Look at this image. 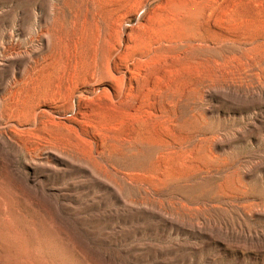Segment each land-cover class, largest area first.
Listing matches in <instances>:
<instances>
[{"label":"rangeland","instance_id":"obj_1","mask_svg":"<svg viewBox=\"0 0 264 264\" xmlns=\"http://www.w3.org/2000/svg\"><path fill=\"white\" fill-rule=\"evenodd\" d=\"M13 1L0 0L8 30L51 38L35 91L59 98L73 128L52 138L75 167L35 158L25 176L0 163V264H264V0ZM101 14L126 29L123 84L80 100ZM87 136L104 161L91 175Z\"/></svg>","mask_w":264,"mask_h":264},{"label":"bare ground","instance_id":"obj_2","mask_svg":"<svg viewBox=\"0 0 264 264\" xmlns=\"http://www.w3.org/2000/svg\"><path fill=\"white\" fill-rule=\"evenodd\" d=\"M85 1L94 11L95 0ZM13 2V0H6L4 6L11 9ZM66 17H69L68 12ZM100 21L103 34L101 40L102 50L96 58V69L86 82L87 87L82 90L80 88L74 90L75 95L79 94L80 100H88L94 93L99 91V89L94 88L95 84L107 81H118L120 85L123 84V78L121 77L124 72L119 73L115 55L123 50L126 29L119 23L115 27L102 14L100 15ZM13 26H18V24L14 22ZM43 31V29H37L35 38L21 40V29L8 30L5 21L0 19V163L6 164V167L12 172H20L23 175L26 174L25 170L27 168H30L35 175L36 168L33 162L35 158H40V161L54 165L75 167L74 163L58 154L60 145L52 138V133L60 126L73 128L65 122L66 120H63L65 118L60 117V112L55 106V101L59 98H42L35 91V84L42 76L40 68L44 57L41 50L48 47L51 42V38H46L45 31L44 33ZM17 32L19 38L14 37ZM47 34L50 35L49 32ZM113 40H118L115 52H110L107 57L104 54V51H106L104 48H108ZM110 49H107V51H110ZM105 88L103 92L109 93L110 88ZM31 90L36 95L30 93ZM65 110H67V113H73L74 107L69 105L66 106ZM74 119L77 120L78 117L76 116ZM139 143V141L122 143L121 148L132 158L138 152ZM79 144L87 150L83 160L90 162L79 167H84L81 170L91 175L90 168L93 165L92 161L95 160L94 156H99L100 163H104V161L100 157V152L97 151L96 143L90 137L87 136L82 139ZM167 148L165 147L163 151ZM69 149H72V147L69 146ZM157 152L158 150L154 151V153ZM127 167L129 168V166ZM122 169L126 170L125 168ZM34 175H32V181L29 180L28 183L39 185L36 183ZM37 177L47 178L48 176L39 173ZM132 190L136 195L133 201L141 204L142 189L134 188ZM56 191L59 190L56 189ZM38 194H43L42 189L38 191ZM213 199L215 197L210 196L206 198V201H212ZM260 217L264 218L263 215Z\"/></svg>","mask_w":264,"mask_h":264}]
</instances>
